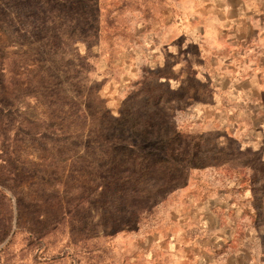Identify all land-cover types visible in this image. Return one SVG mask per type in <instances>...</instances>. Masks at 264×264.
<instances>
[{"label": "rangeland", "instance_id": "1", "mask_svg": "<svg viewBox=\"0 0 264 264\" xmlns=\"http://www.w3.org/2000/svg\"><path fill=\"white\" fill-rule=\"evenodd\" d=\"M100 2L0 0V264H264L260 153L183 129L158 70L101 51ZM247 2L189 0L195 97L197 48L229 42ZM241 168L253 212H201ZM226 251L244 260L217 261Z\"/></svg>", "mask_w": 264, "mask_h": 264}, {"label": "crops", "instance_id": "2", "mask_svg": "<svg viewBox=\"0 0 264 264\" xmlns=\"http://www.w3.org/2000/svg\"><path fill=\"white\" fill-rule=\"evenodd\" d=\"M100 11L101 51L116 49L120 62L121 55L129 54L126 62H131V67L119 64L120 69L158 70L163 76L158 79L165 82L168 92L176 91L175 99L181 101L177 113L182 116L183 129L202 134L217 131L246 141L247 153H260L264 164V0L237 8L232 15L229 42L217 39L207 49L197 48L199 66L192 76L202 88L197 97L190 94L189 87L190 52L195 44L191 34L196 32L190 25L189 0H101ZM204 27L198 29L213 30L210 24ZM246 168L235 172L234 180L223 182L212 202H201V212H253L252 194L247 192L250 171ZM246 226V231L253 234L251 226ZM225 237L219 234L213 244L230 245L232 237ZM244 243L252 250L255 240L250 238ZM201 250L198 259L204 260L205 252ZM214 255H220L217 261L227 257L244 260L235 252ZM245 259L256 260L255 253L247 252Z\"/></svg>", "mask_w": 264, "mask_h": 264}]
</instances>
